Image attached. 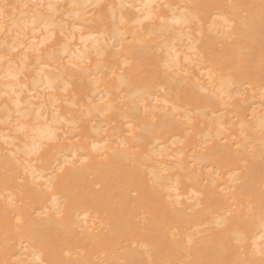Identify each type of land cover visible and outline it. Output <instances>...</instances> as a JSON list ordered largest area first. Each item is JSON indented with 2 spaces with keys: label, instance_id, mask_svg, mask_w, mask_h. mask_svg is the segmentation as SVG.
I'll use <instances>...</instances> for the list:
<instances>
[{
  "label": "bare ground",
  "instance_id": "bare-ground-1",
  "mask_svg": "<svg viewBox=\"0 0 264 264\" xmlns=\"http://www.w3.org/2000/svg\"><path fill=\"white\" fill-rule=\"evenodd\" d=\"M3 2L0 264H264V0Z\"/></svg>",
  "mask_w": 264,
  "mask_h": 264
},
{
  "label": "snow or ice",
  "instance_id": "snow-or-ice-1",
  "mask_svg": "<svg viewBox=\"0 0 264 264\" xmlns=\"http://www.w3.org/2000/svg\"><path fill=\"white\" fill-rule=\"evenodd\" d=\"M10 7H14V6H10V5H8L7 3L3 2V0H0V21H2V20H4V19L8 18V17H7V10H8ZM41 7H42V6H41ZM48 7H49V9H53V8H54L53 5H49ZM175 22H176V23H179L180 21L177 20V21H175ZM33 26H35V20H33ZM6 30H7V29H6V26L3 25V24H0V31H6ZM62 34H63V33H62ZM73 39H74V37H73ZM36 43H37L36 41H33V44H36ZM16 50H17L16 46L13 45V46H12V51H16ZM32 50H33V51H36L37 53L39 52V48H34V49H32ZM97 55H103V53L98 51V52H97ZM178 56H179V54L176 53L175 56L170 57V59H171L173 62H177V61H178ZM24 59H27V57L25 56ZM81 59H83V54H81ZM89 62H90V61H89ZM69 64H70V66L73 67V68L77 67V65L71 63V59H69ZM166 67H167V65H166ZM8 76H9V78H12V79H17V78H18V77H17L16 75H14L11 71L9 72ZM54 83H55V81H49V83H48V85H46V87H52V85H53ZM212 86H213V84H212V73L210 72V73H209V87H212ZM202 91H206V89H202ZM16 105H17V108L20 107L18 101L16 102ZM17 115L20 116V117H22V118H27V116L29 115V113H28V112H23V113H21V112H17ZM42 118H43V119H46L45 117H41L40 113H37V119H42ZM18 130H19V131H23V130H25V126H21L20 128H18ZM35 131H38V132L40 133V137H41V138L47 137V139H49V140H52V139L55 138L54 130H53L52 128H50V127H48V128H37V129H35Z\"/></svg>",
  "mask_w": 264,
  "mask_h": 264
}]
</instances>
